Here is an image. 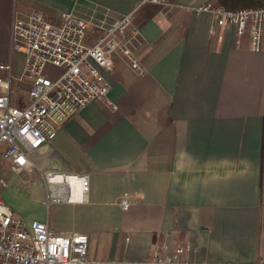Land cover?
I'll return each mask as SVG.
<instances>
[{"label": "crops", "instance_id": "obj_1", "mask_svg": "<svg viewBox=\"0 0 264 264\" xmlns=\"http://www.w3.org/2000/svg\"><path fill=\"white\" fill-rule=\"evenodd\" d=\"M205 3L217 0H0V64L12 61L18 78L25 56L11 51L16 17L39 13L60 24L72 12L94 24L89 45L99 27L131 17L120 39L129 54L117 53L105 73L108 103L74 115L30 154L38 170L21 174L40 189V171L89 175L87 202L58 206L73 217L70 227L51 224L45 189L42 209L25 220L4 199L5 176H16L0 158V196L16 216L62 235L86 233L90 259L103 262H146L169 242L193 246L187 264H264V51L252 53L248 34L194 11Z\"/></svg>", "mask_w": 264, "mask_h": 264}, {"label": "built area", "instance_id": "obj_2", "mask_svg": "<svg viewBox=\"0 0 264 264\" xmlns=\"http://www.w3.org/2000/svg\"><path fill=\"white\" fill-rule=\"evenodd\" d=\"M173 0H146L170 5ZM197 14H210L215 26L234 28L239 37L250 38L252 53L264 51V7L228 10L214 3L196 7ZM130 16L101 29L93 45L87 40L93 23L72 12L61 16L60 24L47 21L39 13L16 17L12 25L11 51L25 56L21 82H29L28 105H13L12 61L0 64V158L11 163L15 174L33 173L30 154L53 142L59 130L92 102H107L111 86L105 73L114 69V56L125 50L120 39L130 25ZM124 53L129 54L127 50ZM48 67L61 70L56 77ZM134 67L136 65L134 64ZM47 209L53 205L87 202L89 175L41 172ZM75 180V186L71 179ZM6 185L5 181H2ZM128 194L121 199L130 208ZM193 251L190 244L173 248L169 242L156 247L146 262L110 263L90 259V238L86 233L62 235L48 222L26 224L0 196V264H187L184 256ZM233 264V263H222Z\"/></svg>", "mask_w": 264, "mask_h": 264}, {"label": "rangeland", "instance_id": "obj_3", "mask_svg": "<svg viewBox=\"0 0 264 264\" xmlns=\"http://www.w3.org/2000/svg\"><path fill=\"white\" fill-rule=\"evenodd\" d=\"M48 73L51 74V76H56L58 73H60V70L50 67L48 69ZM20 77L21 76H19V78ZM16 78L18 79V81H16L17 83H15L16 86L13 91L14 103L17 104V101L19 99H22V103L24 105L28 104V92L30 90V86L28 83L19 81V78L17 76ZM14 176H16V178L5 176V179L7 180V187L4 193V199L9 200L10 203L12 202V205L22 214V218L28 221L30 219H33L38 214L40 209H42L39 197L43 193L45 195V187L43 188V186H41L40 189L39 187H37V185L33 183L30 185H26V183L22 180L21 174H15ZM58 206L59 205H54L52 209L47 212L51 224H55V222H57V218H59L63 220V226L70 227V221L73 217L70 216L67 209L59 210Z\"/></svg>", "mask_w": 264, "mask_h": 264}, {"label": "trees", "instance_id": "obj_4", "mask_svg": "<svg viewBox=\"0 0 264 264\" xmlns=\"http://www.w3.org/2000/svg\"><path fill=\"white\" fill-rule=\"evenodd\" d=\"M217 4L228 10L264 7V0H217Z\"/></svg>", "mask_w": 264, "mask_h": 264}, {"label": "bare ground", "instance_id": "obj_5", "mask_svg": "<svg viewBox=\"0 0 264 264\" xmlns=\"http://www.w3.org/2000/svg\"><path fill=\"white\" fill-rule=\"evenodd\" d=\"M71 183L73 186H75V180L73 178L71 179Z\"/></svg>", "mask_w": 264, "mask_h": 264}]
</instances>
